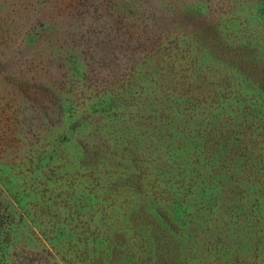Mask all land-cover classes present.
Segmentation results:
<instances>
[{
  "label": "rangeland",
  "instance_id": "374dc122",
  "mask_svg": "<svg viewBox=\"0 0 264 264\" xmlns=\"http://www.w3.org/2000/svg\"><path fill=\"white\" fill-rule=\"evenodd\" d=\"M148 80L157 95L174 89L178 96H199V105L190 102L191 108L202 109L199 113H209L202 99L226 97V87L238 84L233 97L250 102L223 105L236 121L231 131L250 120L244 112L250 108L255 116L264 115V0H0V264H122L123 237L94 230L93 223L87 235H77V253L66 244L72 235L61 222L65 214V223L71 224V214L59 208L61 192L70 195L71 180L94 161L91 145L102 150L114 138L130 141L138 134L139 149L160 161L157 178L186 182L181 178L212 176L211 169L202 168L206 162L197 147L204 141L192 139L197 119L194 125L172 114L168 131L158 134L151 102L146 99L142 106L141 100H132L139 83ZM184 82L198 86L186 91L180 86ZM217 112V107L210 110ZM153 115L151 122L139 118ZM205 123L202 135L208 134L215 148L225 138L236 152L229 155L219 147V156L216 150L203 154L218 159L213 172L222 175L228 169L226 179L210 181L223 195L228 178L242 180L248 174L240 167L237 144L223 132L224 121L220 127ZM257 146L263 148L264 141ZM86 149L88 154H82ZM105 152L110 169L120 173L124 167L116 154ZM226 158L238 167H226ZM254 172L264 174L260 167ZM189 199L169 207V198L159 208L175 210L181 218V207L197 202ZM103 206L90 199L78 205L85 207V218ZM207 218L186 243L181 264L195 258L200 264H264V224L248 223L233 231V242L222 243L216 241L213 217ZM93 239L103 246L92 245ZM149 253L138 257L140 252L129 250L134 263L151 264Z\"/></svg>",
  "mask_w": 264,
  "mask_h": 264
},
{
  "label": "trees",
  "instance_id": "16d2710c",
  "mask_svg": "<svg viewBox=\"0 0 264 264\" xmlns=\"http://www.w3.org/2000/svg\"><path fill=\"white\" fill-rule=\"evenodd\" d=\"M151 86H153L152 80L146 81V84L139 83V92L137 96H132V100H141L142 106L146 104V99L151 102L149 103L150 107L154 108V111L157 112L154 122L159 124V127H157L158 134H160L162 129L164 132L168 131L171 125L169 117L172 114H176L175 116H179L183 120H187V122L193 124L196 122L195 119H197V126L195 123V130L192 131L195 134L192 139L204 141L203 145H200V143L197 147L200 150L203 162H206L205 165H202V168L204 170L211 169L210 174L212 176L204 177L199 174L196 178L182 177L181 179H185L186 182H180L177 179L166 181V179L157 178L156 172L159 170L160 161L157 157L153 159L151 154L147 155L145 149H139L141 140L138 134H134V137L130 141L124 138V136L114 138L111 142L112 145L106 147L108 151L113 150L116 154V156H113L119 159V163L124 167L120 173L112 171L108 165V158L102 157L104 152L107 151L105 147L101 150V148L91 145V156L94 157V161L84 165L82 169L84 174H76V178L73 179L74 183L71 180L72 192L70 195H64L62 191L60 198L59 208L63 212L67 211L71 214V220L69 216L71 224L65 223V214L62 216L61 224L65 226L64 231L69 229L71 232L72 241L66 244L67 246L71 244L73 248L71 251L75 253H77V250L74 247V243L80 241L76 237L82 234L87 235V231L90 228L86 227L90 223L94 224V230L104 228L102 233H106L107 236L123 237L124 241L120 246L122 247V264H130L133 261V258L129 255L130 248H134L140 252L138 257L147 251L151 252L149 253L151 255L149 261H153L151 264H181V261L184 260L182 258H185L186 251H188L186 243H189L192 238L194 239L197 236L194 234H196L198 226L202 222H206V219L209 220L207 218L209 216L213 217L210 221L218 226L215 230L216 236L218 235L216 241L219 242L222 239V243H226V241L229 243L233 242L235 238L233 231L235 232L238 228L245 227L248 223L264 224V174L255 176L254 172L258 167L264 172V147L258 148L259 144L257 146L258 141H264L262 139V135H264V115L255 116L253 108H250V110H248L249 108H244L248 110L244 112L245 114H250V120L247 119L248 114L246 116L243 114L247 120L243 121L244 124L241 122L237 125L238 131H231L229 128L232 122L235 123L236 121L229 118L231 111L229 113L223 111V105L225 108H229L234 103L238 107H241L246 101L247 103L250 102L245 98L240 99L237 95L235 96L237 98L233 97L234 91L240 87L238 84L226 87V97L219 96L216 99H202L200 103L205 104L207 102L205 106H209L207 107L209 113H199L202 110L198 107L199 96H178L174 89H165V91H161L157 95V93L151 92ZM180 86L181 89L183 88L187 91L194 89L198 85L193 86L190 83L184 82ZM232 89L234 90L232 91ZM175 93L176 95H173ZM152 94L153 99L150 98ZM192 101L198 103L194 108H191L190 102ZM212 107L219 108L220 112L211 114L210 110H212ZM129 108L130 110L134 108L135 112L142 111L140 107L136 108V105L133 108L129 105ZM231 113L233 114V112ZM153 117L154 115L150 119L149 117L146 119L143 117L139 118L151 122L150 120ZM205 120V126L208 127L210 124L212 126V123L219 124L220 127V124L224 121L227 128H224L223 132L225 131L228 134L229 140L237 144V148H235L238 152L237 158L238 160L243 159L242 166L240 167L243 168V172L245 171L248 174V176L242 177V180L228 178L226 182L227 190L224 191L223 195H218L221 187L218 189L216 186L211 185L210 181L216 177L226 179L228 169H224L226 173L222 175L217 174V171L213 172V170L214 168L217 169L218 159L213 157L210 161L203 157V154H206L205 152L213 150H216L214 156H219L220 147V143H218V148L214 147L216 143L213 142V139H208V134L206 135L207 137L202 135L206 132L201 131V123ZM245 123L247 124L245 125ZM140 124L142 123H138V126ZM131 130L132 132L134 131L133 128ZM205 138L207 139L205 140ZM258 138L262 140H258ZM169 139L172 140V136ZM224 139H222L224 144H221L220 148H225L226 153L236 156V152L227 145L228 143L223 141ZM160 142H163V138L158 140V143ZM157 150L155 149V151ZM81 153L88 154V150L86 149ZM106 154L108 155L107 157H111L109 152H105ZM231 162L230 158H226V167L231 168L233 171L238 165H234L233 163V167H231ZM153 173L154 175H152ZM66 178L70 180L71 177L66 175ZM64 182L66 183V179ZM233 185H236V187L232 188L231 186ZM243 188H246L247 191H244ZM250 189H257V191L250 194ZM187 197L191 198L189 200L197 202L188 207H181L183 209V212L179 210L182 213L181 218H178L174 214L175 210L159 208L161 204L168 202L169 198L172 199V204L169 207L173 204L174 207L180 204L185 205L184 201L186 202ZM85 199L101 202L105 206L100 207L101 211L99 213L91 212L85 218V213L81 211L85 207H78L79 203L84 202ZM66 217L68 219L67 215ZM83 218L84 220L82 221L81 219ZM247 228L249 227L247 226ZM61 231L63 230L61 229ZM64 231L62 232V236L64 235ZM99 242L93 239L91 244L96 246L98 243L99 247L103 246L102 242ZM83 243L85 244V241ZM220 251H227L228 253L229 249L222 248ZM67 252H69L68 248L67 250L64 249V258ZM193 262L198 264L200 260L197 258L192 259L190 264ZM132 264L147 263H136L135 261Z\"/></svg>",
  "mask_w": 264,
  "mask_h": 264
}]
</instances>
